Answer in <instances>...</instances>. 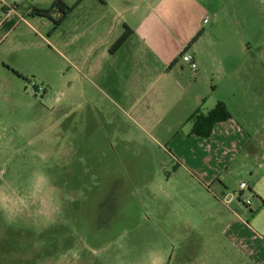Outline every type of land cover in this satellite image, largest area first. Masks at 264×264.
Here are the masks:
<instances>
[{
  "label": "rangeland",
  "instance_id": "1",
  "mask_svg": "<svg viewBox=\"0 0 264 264\" xmlns=\"http://www.w3.org/2000/svg\"><path fill=\"white\" fill-rule=\"evenodd\" d=\"M56 1L0 0V22L13 5L26 18L0 46V264H264V253L244 252L241 224L264 238V168L236 159V170L224 166L210 180L214 162L175 159L164 142L173 133L148 126L81 72L78 51L100 30L77 27L91 22L97 0L79 8L82 0H65L76 10L63 22L60 11L26 12ZM200 1L251 42L244 60L262 62L259 96L237 114L264 141V0Z\"/></svg>",
  "mask_w": 264,
  "mask_h": 264
},
{
  "label": "crops",
  "instance_id": "2",
  "mask_svg": "<svg viewBox=\"0 0 264 264\" xmlns=\"http://www.w3.org/2000/svg\"><path fill=\"white\" fill-rule=\"evenodd\" d=\"M83 3L82 0L76 7ZM97 5L96 14L87 19L91 21L88 26L80 23L77 27L81 34L96 26L100 30L97 38L78 51L83 76L94 81L98 78L105 85L101 88L94 84L97 90L117 94L129 111L148 126L173 133L164 142L172 147L175 159L196 166L200 159L203 163L214 162L204 174L210 180L220 175L224 166L236 170V159L253 158L258 170L264 168V160H260L264 159V141H258L255 127L245 128L237 114L243 101L259 96L258 71L262 62L244 60L253 46L232 27L231 17L213 13L212 5L200 0H97ZM100 5L109 11L100 12ZM32 8L26 12L33 15ZM20 9L18 5L4 23L0 22L1 32L7 20L17 19L0 37V46L26 19ZM29 26L33 28L30 23ZM127 28L132 30L130 37L112 52V46ZM183 51L196 57L197 69L181 59ZM219 102L227 105L232 117L217 122L210 136L195 134L192 116L209 114ZM186 168L194 174L192 168ZM241 224L249 237L248 245L241 242L243 250L255 260L264 253V238L262 234L255 237Z\"/></svg>",
  "mask_w": 264,
  "mask_h": 264
},
{
  "label": "trees",
  "instance_id": "3",
  "mask_svg": "<svg viewBox=\"0 0 264 264\" xmlns=\"http://www.w3.org/2000/svg\"><path fill=\"white\" fill-rule=\"evenodd\" d=\"M73 10V7L69 6L63 0H57L49 8L35 7L31 13L39 15L41 17H52L53 13L58 11L63 12V16L60 19L63 22L68 14ZM132 30L127 28L124 34L118 39V41L111 48L112 52H116L130 37ZM200 36V33L192 41L194 42ZM21 75V73H19ZM232 117L231 112L225 103L219 102L217 106L207 115H201L196 113L192 116L195 121L193 132L201 136H210L212 133L213 126L220 121L228 120Z\"/></svg>",
  "mask_w": 264,
  "mask_h": 264
},
{
  "label": "built area",
  "instance_id": "4",
  "mask_svg": "<svg viewBox=\"0 0 264 264\" xmlns=\"http://www.w3.org/2000/svg\"><path fill=\"white\" fill-rule=\"evenodd\" d=\"M18 5H13L10 6L9 9L7 10V14L13 13L17 10ZM208 21V19H206V22ZM181 59L189 64L193 69H197L198 68V61L196 59V57L190 53L189 51H183L182 55H181ZM32 86L34 87V89L38 92H45V88L42 85H39L36 81H32ZM248 187V184L246 182H242L241 183V190L245 189ZM240 192H235V193H230L227 194L226 197V202H228V200H232L233 198H235L237 195H239ZM249 204V201L247 202Z\"/></svg>",
  "mask_w": 264,
  "mask_h": 264
}]
</instances>
